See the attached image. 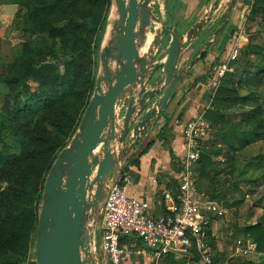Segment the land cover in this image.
<instances>
[{
    "label": "rangeland",
    "instance_id": "374dc122",
    "mask_svg": "<svg viewBox=\"0 0 264 264\" xmlns=\"http://www.w3.org/2000/svg\"><path fill=\"white\" fill-rule=\"evenodd\" d=\"M213 1L153 0L150 7L158 22H154L151 25L148 40H150L154 30L165 26L169 28L176 27L181 38L185 41L188 29L195 22L205 20ZM229 2L230 0H220L217 10L213 12L210 20L204 24L202 31L195 36L192 42L183 43L178 70L189 69L184 81L177 90L174 97L175 101L173 102V106L175 108L177 106V108L171 119L174 123L177 122L178 125H183L189 118L203 112L205 113L211 107L217 95L219 83V80L215 79L214 68H217L221 63L229 62L230 64L235 62L243 49L254 46L255 50L248 58L254 64L261 63L264 66V23L260 12L253 9L254 0L236 1L228 14L227 26L209 45V48L205 49L203 52L204 58H198L197 53L204 49L205 42L208 39L211 40L214 28L223 22ZM86 3L87 5H84L82 14L86 16L91 14L95 18V25L97 26L91 46H94L97 38V29L104 23L100 34L99 51L97 57H95L96 59L92 57L87 60V71L82 75L85 86L81 87V93L68 98L61 109L58 108L56 113H51V122L46 120L42 122L43 129L38 132V137L41 139L45 136L44 130L49 132L54 124H59V121L64 128L58 139L65 146L61 150H55L54 159H48L46 163L43 162L42 164L41 174L45 171L46 176L49 174L60 152L68 148L70 142L78 134L81 119L95 91L96 78L101 72L99 63L100 52L108 20L113 11V2L112 0H88ZM25 11V7L19 6L13 0H0V78L6 77L9 73L8 65L19 53L21 42L36 40L38 43H35V46L37 48L41 47L42 37L24 35L14 29V20L24 15ZM54 21H59L58 14L54 15ZM167 42L168 38L165 37L163 47L166 46ZM54 43L55 47L58 46L57 40ZM233 48L237 49L236 59L228 61ZM51 60V57L38 55L35 65ZM192 61L195 62L194 64L196 65L193 64L195 67H190ZM229 71H232V69H229ZM249 71L251 73L255 72L253 66L249 67ZM92 78L94 81H92ZM31 88L35 91V84H32ZM10 91H12V87L5 85L4 81H0V122H2L1 115L5 113V98L11 97ZM231 91L228 95L232 96L234 101L229 105L227 109L228 115L225 116L224 120L228 124L241 122L242 129L256 126L257 120L253 119V117L245 119L242 114L250 111L253 103L262 104L261 96L264 94V87L255 91L254 98L251 100L247 99L249 92L242 90L238 86ZM224 98L225 96L223 95L221 99ZM30 108L34 114L29 117L27 114L21 115L19 120V123L27 127L26 136L20 138L21 142H25V146L29 142L30 133L36 123L38 124L41 117L43 118L46 115L45 111H41L42 113L40 111L35 112L39 108L33 103H30ZM57 115L59 119L53 120ZM46 118L44 117V119ZM262 130H264V127ZM215 131L216 129L211 127L210 138L207 142V146L209 145L208 152L223 148V154L212 157L216 165L213 170H209L208 179L203 181V188L208 196L212 194L219 196V198L221 195L224 196L220 202L224 213L221 217H215L213 224L208 228L209 234L206 236V241L209 256L212 264H264V251L258 252L256 250V238L258 237H260L259 242H262L264 248V230L260 228L258 230H249L251 226H256L257 222L264 220V138L243 148L232 149L228 155H225L227 148L223 147L220 141L214 137ZM49 136H45L42 142L47 143ZM12 139H7V143L11 145L9 153L16 156L21 146L23 149V144L18 139H14V141ZM2 145L0 142V152L3 151ZM12 162L11 169L18 163V157ZM5 189L6 182L1 181L0 192ZM42 192L43 187L41 188V197ZM207 195L205 194L206 198L208 197ZM88 231L90 233L89 242L92 244L91 251H89L91 252V260L94 258L100 264H105V259L100 252L97 233L92 235V227L88 228ZM34 236L36 237V229ZM193 253L194 256H192L190 261H175L174 263L204 264L202 258L195 252ZM169 258V256H163L159 260V264ZM19 264H35V243H33L31 248H28L26 255L21 257ZM129 264L153 263L145 261L141 257L131 259Z\"/></svg>",
    "mask_w": 264,
    "mask_h": 264
},
{
    "label": "trees",
    "instance_id": "16d2710c",
    "mask_svg": "<svg viewBox=\"0 0 264 264\" xmlns=\"http://www.w3.org/2000/svg\"><path fill=\"white\" fill-rule=\"evenodd\" d=\"M13 1L26 10L24 15L14 20V29L24 35L42 37V43L41 47L37 48L36 40L21 42L19 53L8 65L9 73L0 78L5 85L12 87L11 97L5 98V113L1 115L0 122V142L3 144V151L0 152V182H6V189L0 192V264H19L21 257H24L28 248L35 243L41 188L46 176L45 171L41 174L42 164L48 159H54L55 150H61L65 146L58 139L64 130L60 121L59 124H54L49 132L44 130L45 136L50 135L47 143L42 142L45 136L41 139L38 132L43 129V121H52L51 113L61 109L68 98L81 93V87L85 86L82 75L87 71V60L97 57L100 34L104 26L102 23L97 29V38L94 46H91L97 26L91 14H82L88 0ZM253 9L260 12L264 23V0H254ZM57 14L59 21L53 22V17ZM55 40L58 41L56 47ZM254 50V46L246 47L239 58L229 64L232 71L226 72L219 80L214 102L204 113L206 121L216 129L214 137L227 148L225 155L232 149L243 148L264 138V94L261 96V105L253 103L251 110L242 114L245 119L253 117L257 120L256 126L242 129L241 122L228 124L224 120L228 115L229 105L234 101V98L228 95L233 88L238 86L249 92L247 99L251 100L254 98V92L264 87V66L261 63L254 64L248 58ZM38 55L51 57L52 60L35 65ZM251 66L255 70L253 73L249 71ZM32 84H35V91L31 88ZM223 95L225 98L221 99ZM30 103L40 109L35 112L45 111L46 115L36 123L25 146V142H21L20 138L26 136L27 127L19 123V120L21 115L27 114L29 117L34 114ZM58 119V115L53 118ZM169 133L170 129L165 124L156 138L165 144ZM10 138H13L12 141L18 139L23 144V149L21 146L16 156L9 153L11 145L7 143V139ZM152 144L153 142H149L140 154H144ZM208 148L209 145L206 144L195 166L197 192L206 195L203 181L208 179L209 170H213L216 165L212 157L223 154V148L214 152H208ZM17 157L18 163L11 169L12 161ZM223 197L221 195L220 199L212 194L207 199L220 203ZM259 228L264 230V220L257 222L256 226H251L249 230ZM259 240L260 237L256 238V250L263 252L264 248Z\"/></svg>",
    "mask_w": 264,
    "mask_h": 264
},
{
    "label": "water",
    "instance_id": "95a60500",
    "mask_svg": "<svg viewBox=\"0 0 264 264\" xmlns=\"http://www.w3.org/2000/svg\"><path fill=\"white\" fill-rule=\"evenodd\" d=\"M153 0H112L117 14L111 70L101 48V72L81 119L79 132L55 159L45 178L35 237V264H100L91 260L90 233L99 221L102 203L112 181L138 147L148 128L175 97L187 70H178L184 42H192L217 10L214 0L205 20L195 22L185 41L176 27H150L158 20ZM200 50L203 55L228 23ZM165 37L168 42L163 47ZM195 62L190 63V67ZM93 234V233H92Z\"/></svg>",
    "mask_w": 264,
    "mask_h": 264
},
{
    "label": "built area",
    "instance_id": "2783aa9c",
    "mask_svg": "<svg viewBox=\"0 0 264 264\" xmlns=\"http://www.w3.org/2000/svg\"><path fill=\"white\" fill-rule=\"evenodd\" d=\"M237 49L231 50L234 61ZM229 71V62L214 68L216 80ZM211 134L204 112L187 120L182 126L184 156L175 193L163 194V213L149 215L146 201L128 197L125 186L130 182L131 166L122 163L117 176L108 182L106 196L96 225L100 252L105 264H125L130 256L146 253L158 264L163 256L192 258L193 252L204 264H212L206 241L208 217H221L223 209L215 203L201 205L197 198L195 166Z\"/></svg>",
    "mask_w": 264,
    "mask_h": 264
},
{
    "label": "crops",
    "instance_id": "0c3cea01",
    "mask_svg": "<svg viewBox=\"0 0 264 264\" xmlns=\"http://www.w3.org/2000/svg\"><path fill=\"white\" fill-rule=\"evenodd\" d=\"M203 58L201 57L200 59ZM194 65L192 67H195ZM174 101L175 98L168 103L165 111L152 122L147 132L143 135L138 147L126 161L131 166V170L129 171L130 182L125 186V193L128 197L146 201L149 205L148 213L152 217H158L163 213V194L175 193L180 173V160L184 156L182 146L183 125H178L177 122L174 123L171 119L177 108V106L176 108L173 106ZM165 124L170 129V133L164 144L162 141L157 140L156 137ZM149 142H153L152 146L144 154H140ZM197 201L201 205H205L207 202L215 203L222 208L221 203L209 201L203 193L197 198ZM214 218L215 216L208 217L206 232H208L209 226L213 224ZM92 233L96 234L97 231L93 230ZM167 256L170 258L161 264H175V261L185 260L187 262V260H191L190 258H182L176 255ZM141 257L145 261L154 264L153 260L146 253L130 256L125 261V264H129L133 258Z\"/></svg>",
    "mask_w": 264,
    "mask_h": 264
},
{
    "label": "bare ground",
    "instance_id": "6f19581e",
    "mask_svg": "<svg viewBox=\"0 0 264 264\" xmlns=\"http://www.w3.org/2000/svg\"><path fill=\"white\" fill-rule=\"evenodd\" d=\"M117 20V14L115 11H112L111 16L108 20V24L106 27L104 40L102 43V49L104 50L105 54H107L108 58L106 59L109 63L111 70L116 66V62L112 61L111 56L114 55L113 49V35L116 29L115 21Z\"/></svg>",
    "mask_w": 264,
    "mask_h": 264
},
{
    "label": "flooded vegetation",
    "instance_id": "af4514ba",
    "mask_svg": "<svg viewBox=\"0 0 264 264\" xmlns=\"http://www.w3.org/2000/svg\"><path fill=\"white\" fill-rule=\"evenodd\" d=\"M228 14H229V13H228ZM228 14H227V16H228ZM224 20H225V17H224ZM224 20H223V22H224ZM228 20H229V19H228ZM223 22H222L220 25H218V26H216V27L214 28V30L212 31V34H211V35L214 34V32H215V31H216V30H217V29L223 24ZM227 24H228V23H227ZM226 26H227V25H226ZM226 26H225V27H226ZM224 29H225V28H224ZM211 35H210V36H211ZM208 41H209V39H208ZM208 41L205 42V45H206V43H207ZM205 45H204V46H205ZM208 48H209V46L207 47V49H208ZM193 49H194V48H193ZM205 49H206V48H205ZM197 54H198V56H199V52H198ZM201 57H203V55H202ZM201 57H200V58H201Z\"/></svg>",
    "mask_w": 264,
    "mask_h": 264
}]
</instances>
